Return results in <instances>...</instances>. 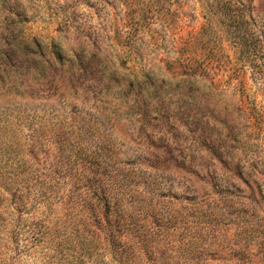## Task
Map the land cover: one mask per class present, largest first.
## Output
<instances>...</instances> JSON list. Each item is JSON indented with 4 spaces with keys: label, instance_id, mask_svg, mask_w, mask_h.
<instances>
[{
    "label": "rangeland",
    "instance_id": "obj_1",
    "mask_svg": "<svg viewBox=\"0 0 264 264\" xmlns=\"http://www.w3.org/2000/svg\"><path fill=\"white\" fill-rule=\"evenodd\" d=\"M108 210L122 264H264V0H0V264Z\"/></svg>",
    "mask_w": 264,
    "mask_h": 264
},
{
    "label": "trees",
    "instance_id": "obj_2",
    "mask_svg": "<svg viewBox=\"0 0 264 264\" xmlns=\"http://www.w3.org/2000/svg\"><path fill=\"white\" fill-rule=\"evenodd\" d=\"M243 23H237L236 27L240 29V25ZM242 38L240 39V46L242 49L246 51H257L258 46L254 45L252 42V37L254 36L251 32L242 34ZM27 55V54H26ZM95 209L93 210V213L91 215H94ZM92 217V216H91ZM96 217V216H93ZM107 223H106V231L108 232V235L111 237V240L108 241L107 246H103L104 244L100 242L98 234H95L94 232L88 234L86 233L87 228L91 224L88 222H82L79 220V223L76 224V226L73 227L72 230H70L68 233L63 232L62 236H64V240L60 241V245H65L64 248L57 250V247L55 246L53 248V251H56V255L59 256V261L61 260L62 264H84L83 260L89 255L92 256L95 261L98 260V258H101L105 255V251H111L110 259L114 262V264H122V261L117 257V251L112 249L113 244L117 243L119 234H116V232L119 230V226L117 223H119L121 214L117 212H113L111 210H108L104 215ZM113 218L115 221H113ZM2 221L0 217V222ZM114 222V224L112 223ZM89 232V231H87ZM65 234V235H64ZM63 249L65 251H63ZM101 252V254H100ZM63 260V261H62Z\"/></svg>",
    "mask_w": 264,
    "mask_h": 264
}]
</instances>
